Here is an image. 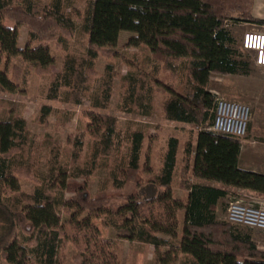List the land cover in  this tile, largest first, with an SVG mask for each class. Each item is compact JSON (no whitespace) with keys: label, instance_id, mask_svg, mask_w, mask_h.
<instances>
[{"label":"trees","instance_id":"1","mask_svg":"<svg viewBox=\"0 0 264 264\" xmlns=\"http://www.w3.org/2000/svg\"><path fill=\"white\" fill-rule=\"evenodd\" d=\"M70 1L0 0V60L3 55L7 59L5 65L0 61V90L14 92L24 83L20 67L8 69L10 58L30 61L47 49L42 42L55 40L64 49L60 72L50 71L51 57L31 61V66L50 76L47 99L81 105L88 119L85 127L69 134L66 146L49 144L43 173V148L26 119H0V254L8 264H63L69 243L75 250L74 264H121L118 239L102 234L96 223L100 220L114 227L118 238L167 248L158 255V264L179 257L182 264H264V249L251 227L246 230L216 217L227 187L264 195V173L239 167L240 137L209 129L216 106V95L208 89L211 76L240 73L248 66L236 58L226 22L264 25L252 13L254 1L85 0L77 13L79 30L87 36L83 55L68 49L78 27L68 9ZM21 26L27 27L23 47ZM121 31L132 32L129 45L148 48L152 64L148 71L138 66L122 77L120 109L151 115L161 87L167 92L162 116L199 128L183 143L178 187L187 192L185 198L174 195L179 138H168L160 167L144 180L140 165L145 132L135 129L124 136L118 118L108 112L116 66L108 62L100 73L96 64L98 56H114ZM51 107L41 105L39 121L51 114ZM99 168L106 177L92 194L87 180ZM23 171L37 180L32 191L22 187ZM132 182L134 192L109 193V187L122 190ZM65 192L72 195L66 198Z\"/></svg>","mask_w":264,"mask_h":264},{"label":"rangeland","instance_id":"2","mask_svg":"<svg viewBox=\"0 0 264 264\" xmlns=\"http://www.w3.org/2000/svg\"><path fill=\"white\" fill-rule=\"evenodd\" d=\"M47 3L48 0H41ZM85 0H71L69 3V10L74 15L75 21L78 25L75 36L71 37L69 44V51L83 55L87 50V36L79 30V17L77 13L83 11L85 7ZM263 19V18H262ZM264 20V19H263ZM7 23L13 26V23L6 19ZM227 27L235 41L231 44V47L235 51V56L239 60H244L248 63V66L243 72L225 75H214V79L211 81L212 92L216 96H223L229 100H236L242 103H247L252 108L253 116L258 118V115L264 113L262 104L264 103V67L259 66L254 62V53L245 50L242 45V36L248 31L260 30L264 31V25L256 22L250 23L244 20L238 21L237 19L227 20ZM132 32L121 31L119 40L113 48L114 56L103 57L98 56L97 70L103 73L105 64L112 62L116 66V77L114 80L112 98L110 102V108L108 112L116 118H118V127L125 134L132 132L135 129H142L145 132L144 148L141 153V171L140 174L144 180H148L152 176V171L158 170L160 167V154L166 147L167 140L170 136H177L183 146L191 132L195 137L198 127L174 122L164 118L162 116V102L167 96V92L161 87H157L155 94V102L153 113L151 115H142L138 113H131L120 109L121 96L123 92L122 77L132 70L137 71L138 66L145 71H148L151 67L152 61L150 59V52L146 46L139 45L137 47L128 44ZM27 27L21 26L19 34V45L23 47L26 42ZM42 44L47 49L42 53L31 58L30 61L24 60L21 56L12 57L9 59L8 69L16 65L22 69V77H24V83L22 88L20 87L14 92H7L0 90V119H7L11 115H21L27 121V127L31 134H34V138L41 143L43 148L41 152V173L46 170V157L49 154V144L52 141L58 142L63 146L67 144V138L69 134L73 133L77 129L85 127L88 122L85 114V107L77 104H71L67 101L50 100L47 99L46 91L49 87L50 76L47 73L35 72V68L31 66V61L39 60L43 61L46 57L54 59V63L50 66L52 72H60L62 68V60L64 55V49L57 46L55 40H46ZM6 57L3 55L2 65L6 63ZM133 61L136 64L132 63ZM210 89V90H211ZM43 103L50 104L53 108L51 114L44 120H40V108ZM251 119V121H252ZM250 121V122H251ZM262 126V127H261ZM250 128V127H249ZM257 128L264 133V122L262 125H258ZM90 138L88 137L85 144V150ZM124 147L129 144L127 140L124 141ZM69 153V151H68ZM68 153L64 154L63 160L67 162ZM182 153L179 154V163L177 164L174 194L178 198H185L186 191L178 187L180 180L179 169L181 166ZM23 189L26 191H32L34 188V182L36 178L27 171H23L19 174ZM106 177L105 169L97 170L93 175L89 177L88 184L91 193L94 194L101 184L102 179ZM215 186H219L215 183ZM228 194L220 199L219 205L216 209V217L220 220H228L227 207L231 200L240 198L246 202L257 200L264 202V195L257 194L252 191H244L239 188L228 187ZM136 190L135 182L128 184L122 190H115L109 187V193L118 195L121 193H130ZM71 192H65V197L69 198ZM181 212V220H182ZM64 218H69V213L63 214ZM229 221V220H228ZM98 227L105 237L118 239L117 251L121 260V264H158V255L161 256L167 248H156L151 244H144L133 240H126L118 238L117 230L112 226H105L100 220H96ZM241 228L247 230V226L240 225ZM252 235H254L259 247L264 249V231L257 228H252ZM18 233V239L23 240V234L21 231ZM75 250L71 244H67L63 250L62 263L74 264ZM0 264H8L2 254H0ZM165 264H182V258L179 257L176 261Z\"/></svg>","mask_w":264,"mask_h":264},{"label":"built area","instance_id":"3","mask_svg":"<svg viewBox=\"0 0 264 264\" xmlns=\"http://www.w3.org/2000/svg\"><path fill=\"white\" fill-rule=\"evenodd\" d=\"M245 50L254 53V62L264 67V31H248L242 36ZM214 119L209 129L218 134H227L244 138L252 119V108L247 103L229 100L223 96L215 97ZM228 220L233 224H241L264 231V202L236 198L227 207Z\"/></svg>","mask_w":264,"mask_h":264},{"label":"crops","instance_id":"4","mask_svg":"<svg viewBox=\"0 0 264 264\" xmlns=\"http://www.w3.org/2000/svg\"><path fill=\"white\" fill-rule=\"evenodd\" d=\"M253 1L254 2L252 7V13L256 18L264 19V0H253ZM213 79H214V75L211 76L210 83ZM210 83H209V87H211ZM262 106H263L262 108L264 109V103L262 104ZM262 122H264V113L258 115V118H256V116H253V119L250 122V128L246 136L244 138H241V147H240L241 152L239 154L237 162L239 167L244 170L248 169L255 171L257 173H264V133L262 132V130H259L257 128L258 125H262ZM182 152H183V146L180 143L179 154ZM178 159H179V155H178ZM209 184L215 185V182H210ZM227 189L229 188L227 187ZM239 189L244 190L246 192L251 191L249 189L248 190L242 188Z\"/></svg>","mask_w":264,"mask_h":264}]
</instances>
